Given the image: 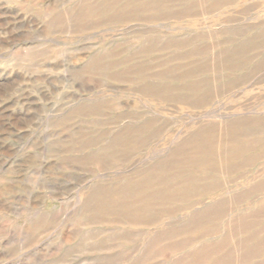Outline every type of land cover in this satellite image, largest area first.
Returning a JSON list of instances; mask_svg holds the SVG:
<instances>
[{
	"label": "rangeland",
	"instance_id": "1",
	"mask_svg": "<svg viewBox=\"0 0 264 264\" xmlns=\"http://www.w3.org/2000/svg\"><path fill=\"white\" fill-rule=\"evenodd\" d=\"M0 264H264V0H0Z\"/></svg>",
	"mask_w": 264,
	"mask_h": 264
}]
</instances>
